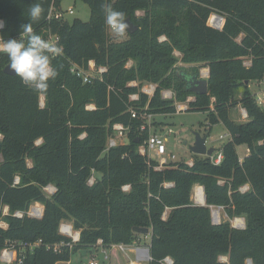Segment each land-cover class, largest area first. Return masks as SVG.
Listing matches in <instances>:
<instances>
[{
	"label": "trees",
	"instance_id": "trees-1",
	"mask_svg": "<svg viewBox=\"0 0 264 264\" xmlns=\"http://www.w3.org/2000/svg\"><path fill=\"white\" fill-rule=\"evenodd\" d=\"M82 1L91 10L87 21L50 20L61 0H38L44 11L32 22L34 30L46 39L57 37L63 47L53 60L58 75L46 91L7 74L9 60L0 53V222L7 224L0 225V254L7 246L17 249L12 264H58L74 254L82 260L84 250L87 256L99 248V239L104 247L138 243L144 234L134 227H141L150 229L149 264H167L166 257L173 264H223L222 254L229 264H264V108L247 85L264 78V0ZM34 2L0 0V36L18 37ZM105 4L124 12L138 29L116 41L105 24ZM214 13L224 18L222 27L210 23ZM175 52L182 62L209 68L207 94L189 90L186 77H200L201 68L178 67ZM90 60L106 70L84 82L71 66L88 70ZM144 81L158 84L150 98L141 91ZM163 89L173 90L174 98H163ZM133 94L139 99H131ZM190 96L186 111L208 113L204 136L223 122L232 138L221 148L220 163L194 154L192 166L183 161L156 169L157 161L139 152L149 127L141 130L143 119L129 108L173 114ZM238 104L248 113L246 122L231 116ZM115 123L130 125L129 139L107 148ZM241 144L249 150L243 159ZM92 175L96 181L89 184ZM50 184L57 188L52 194L45 191ZM126 184L129 191L122 189ZM196 184L204 185L205 205L193 203ZM35 202L44 205L42 217L27 214ZM212 206H223L229 219L214 223ZM236 216L246 218L244 229L232 226ZM63 221L80 231L78 241L60 232ZM39 239L41 245L23 250ZM61 243L60 251L47 247Z\"/></svg>",
	"mask_w": 264,
	"mask_h": 264
},
{
	"label": "built area",
	"instance_id": "built-area-1",
	"mask_svg": "<svg viewBox=\"0 0 264 264\" xmlns=\"http://www.w3.org/2000/svg\"><path fill=\"white\" fill-rule=\"evenodd\" d=\"M74 10L72 8L68 9V10H59L56 9L55 7H53L48 15V19H66V15L67 14H73ZM3 23V21H0ZM166 37L162 36L160 38V40H165ZM50 40L53 41H57L58 38L55 36H51ZM176 54H178L179 52H175ZM244 64L246 66H249L251 64V62L249 60L245 61ZM71 70L73 71V73H76L79 77H81L83 79L84 82H90L92 80V78L94 76H100L103 73V71L106 70V67L103 66H96V63L94 60H90L89 61V69L86 70L85 68L79 66L76 63H73L71 66ZM200 77L202 78H208L209 77V68L208 67H203L200 69ZM131 84H138L137 81H132ZM158 84L157 83H147V84H143L141 86V91L145 94L148 95V97H152L157 90ZM162 97L165 99H171L174 98V91L171 89H163L162 90ZM131 99H139V94H133L131 95ZM190 99H193L192 96H190L188 98L187 101L183 102L186 103L185 105L183 104H179L177 103V108L178 109H184L188 107V101ZM255 99H256V103L261 106L262 108H264V95L262 96H256L255 95ZM41 106H44V96L41 97V102H40ZM88 108H93V105H89L87 106ZM145 109H147V106L145 107ZM129 110L131 111V114L133 117H141L143 119V124L141 126V130L146 129V127H149L150 129V134L148 136V138H146V140L140 145L139 147V152L143 155H147L148 158L150 159L149 162H151V160H155L157 161V164L154 165L156 169H161L164 168L165 166H168L172 163H178V161H176V156L172 153H168L167 152V146H166V142L168 141V138L170 137L171 133L173 132L172 129H168L167 133L165 134H161V133H154L152 132V119L153 116H155L152 113H148L146 111L141 112L140 114L138 113V111L130 106ZM244 112H246V109H244ZM113 130L114 133L110 136V138L108 139L107 142V148L116 146L118 144H123L126 143L125 141L122 140L123 137H127L129 139V133L131 131V127L130 125H125L123 123H115L113 125ZM84 136V135H82ZM40 142V140L38 141ZM155 156H158L159 159H156ZM207 156V155H204ZM211 158V160L215 163H220L223 154L222 152H218L217 156L215 157L214 154L209 156ZM180 162V161H179ZM183 162V161H182ZM186 162L188 165L192 166L194 164V159L190 160V161H184ZM20 181V177L16 176L15 177V184H18ZM96 181V177L95 175H92L89 178V184H93ZM174 183L173 182H165L164 186L165 187H171L173 186ZM52 188V189H51ZM56 187L52 184L48 185L45 187V191L48 194H52L56 191ZM122 189L124 191H129L131 189V185L130 184H126L122 187ZM195 197L193 203L195 205H205V191H204V187L202 186H198L197 188H195ZM249 189V185L246 184L244 186H242L240 188V190L242 192L246 191ZM52 191V192H51ZM193 200V199H192ZM218 208V207H217ZM221 208V207H219ZM220 209H216V207L212 206V217L214 219V217H216V213L215 211H219ZM8 211V207H5L4 212ZM44 213V208L40 207V206H30L27 214L32 216V217H42ZM23 212H17L16 215L18 216H23ZM164 218L167 217V212L164 213L163 215ZM213 222L215 223V220H213ZM230 222L232 224V226L234 228H238V229H244L246 227V222L244 217L242 216H236L232 219H230ZM1 226L6 227L7 224L3 221L0 222ZM60 232L63 233L66 236H69L72 238L73 242H76L80 239V231L76 230L74 228V226L71 223L65 222L63 221L61 223L60 226ZM43 242L42 239H39L38 241L34 242V243H30V244H25L23 250L26 251L28 248L32 251L36 246L41 245ZM98 244L99 247L100 245L103 246V240L99 239L98 240ZM65 245V243H61V244H55V245H47L48 248H53L55 251H60L62 246ZM111 247H114L116 249H119L125 253H127V251L133 252L135 254V259L130 260V264H145V262L150 261L151 260V255H150V245H146V246H141L139 245V243H134V244H124V243H117V244H112ZM104 249V248H103ZM105 251V250H104ZM93 256H91V258H89L88 260H80V261H62L59 262L58 264H100V261L96 259V254H92ZM106 258H108L107 253H105ZM18 258V251L17 249H15L14 247H9L7 246L6 248H4L0 254V260L2 262V264H12L14 261H16ZM219 260L223 263V264H229V257H225L223 255L219 256ZM165 263L167 264H173V260L171 257H166L165 258ZM247 264H252V260L251 259H247Z\"/></svg>",
	"mask_w": 264,
	"mask_h": 264
},
{
	"label": "rangeland",
	"instance_id": "rangeland-1",
	"mask_svg": "<svg viewBox=\"0 0 264 264\" xmlns=\"http://www.w3.org/2000/svg\"><path fill=\"white\" fill-rule=\"evenodd\" d=\"M60 7L62 10H68L72 8L74 10L73 14H67L66 18L69 21H72L74 18H80L82 20H89L91 15L90 7L87 3H85L82 0H61ZM141 14L142 11H139ZM210 23L216 27H222L224 23V18L221 17V15L214 13L211 16ZM108 31L110 35L114 36L116 41H122L126 38H128L129 32L126 30V34L122 37L116 36L112 30L108 27ZM177 57H179V61L176 63V65L180 68L187 69L191 68L193 66H198L199 68L206 67L204 64H197V63H185L182 62L180 59V54H176ZM132 61L130 60L127 65L130 66ZM249 90L256 96H262L264 95V78L263 79H257V80H247ZM150 83L148 81H144L143 84ZM142 84V85H143ZM240 96V94H239ZM179 104L185 105L186 103H183L182 101H179ZM187 108L184 109H178L177 112L173 114H157L153 116L152 119V132L154 133H161L165 134L167 133L168 129H172V133L170 137L168 138V141L166 142L167 146V152L172 153L176 156V161H190L193 159L194 154L190 150V146L195 143L196 135L195 133L198 132L202 136L205 134V130L207 127L210 126V120L208 119V113L205 111H186ZM231 116L233 119H235L237 122H246L248 120V113L247 111L244 112V107L242 105L238 104L234 106L231 109ZM160 123V124H159ZM150 130V129H149ZM1 137V135H0ZM232 138L231 134L227 130L226 126L223 122H218L212 126V129L210 131V136L207 139V146L208 147H214L215 152L213 153L214 156H217L218 152H222L221 148L225 143L230 141ZM123 141L128 142L127 137L122 138ZM238 153L240 157H244L248 152L247 145L241 144L237 147ZM212 154V155H213ZM156 159H159L158 156H155ZM198 186L204 187L202 184H196L194 187L197 188ZM52 189V188H51ZM205 191V188H204ZM52 192V191H51ZM50 193V192H48ZM195 197V189L193 188L192 191V199L193 201ZM205 203H206V194H205ZM31 206H40L44 208V205L40 202H35ZM221 208L219 210V216L214 217L213 220H215V223H219L225 220H228L229 217L227 215V212L225 211V208L223 206H220ZM244 217V216H243ZM245 222L246 218L244 217ZM68 223L72 222L65 221ZM141 246H146L151 242V235L148 234L147 236L144 235L141 240L138 243H142ZM104 248V249H103ZM105 250V251H104ZM96 254V259L100 261V264H130V260L135 259V254L133 252L127 251V253L116 249L114 247H104L100 245V247L95 250L94 252ZM105 253H107L108 258H106ZM225 257H229L228 254H222ZM93 256L92 254H89L87 256H84V259L88 260ZM81 257L78 254H74L72 256V260L76 261L80 259ZM150 261L145 262V264H149Z\"/></svg>",
	"mask_w": 264,
	"mask_h": 264
},
{
	"label": "clouds",
	"instance_id": "clouds-1",
	"mask_svg": "<svg viewBox=\"0 0 264 264\" xmlns=\"http://www.w3.org/2000/svg\"><path fill=\"white\" fill-rule=\"evenodd\" d=\"M102 7L105 24L116 36H124L129 28L125 13L110 4ZM43 11L37 0L29 7L28 22L21 25L18 37L4 39L0 36V53L8 57L9 70L18 76L26 87L37 92L46 91L49 81L57 77L53 60L63 53V47L58 42L46 39L34 30L32 22L39 21ZM2 27L3 23L0 22V28Z\"/></svg>",
	"mask_w": 264,
	"mask_h": 264
},
{
	"label": "water",
	"instance_id": "water-1",
	"mask_svg": "<svg viewBox=\"0 0 264 264\" xmlns=\"http://www.w3.org/2000/svg\"><path fill=\"white\" fill-rule=\"evenodd\" d=\"M126 20L129 24V28L127 29V31L129 33H134L138 29V26L134 24L130 18ZM8 66L9 65L5 67L4 69L5 72L9 75H15L9 70ZM186 81H187L188 88L190 91L196 94H207L208 93V78H202V77H197V76H187ZM195 135H196V140H195V143L190 146V150L193 153L198 154V155L211 156L215 152L216 148L207 146V137H205L204 135L202 136L198 132H196ZM136 141H139V140H136ZM134 230L144 235H148L150 233L149 228L134 227ZM86 253L87 252L84 250L83 256H86Z\"/></svg>",
	"mask_w": 264,
	"mask_h": 264
},
{
	"label": "crops",
	"instance_id": "crops-1",
	"mask_svg": "<svg viewBox=\"0 0 264 264\" xmlns=\"http://www.w3.org/2000/svg\"><path fill=\"white\" fill-rule=\"evenodd\" d=\"M241 159H243L242 157H241ZM139 245H143V242L142 243H139ZM148 245H150V243L148 244ZM94 254V253H93ZM89 255V254H88ZM81 259H78V260H76V261H80ZM82 260H86V259H82Z\"/></svg>",
	"mask_w": 264,
	"mask_h": 264
},
{
	"label": "bare ground",
	"instance_id": "bare-ground-1",
	"mask_svg": "<svg viewBox=\"0 0 264 264\" xmlns=\"http://www.w3.org/2000/svg\"><path fill=\"white\" fill-rule=\"evenodd\" d=\"M215 213H216V217L219 216V211H215Z\"/></svg>",
	"mask_w": 264,
	"mask_h": 264
}]
</instances>
